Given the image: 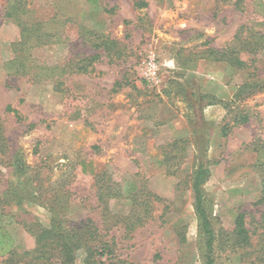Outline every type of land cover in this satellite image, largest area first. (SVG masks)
I'll use <instances>...</instances> for the list:
<instances>
[{"label":"rangeland","instance_id":"rangeland-1","mask_svg":"<svg viewBox=\"0 0 264 264\" xmlns=\"http://www.w3.org/2000/svg\"><path fill=\"white\" fill-rule=\"evenodd\" d=\"M23 27L46 32L44 43L29 53L57 67L53 75L64 73L72 54L82 59L102 52L94 47L103 40L114 55L102 54L84 72L71 73L69 67L61 86L66 91L23 76L10 87L4 64L14 57L11 44ZM240 27L264 43V0H0L5 155L21 157L31 187H37L33 199L5 192L20 189L23 176L0 162V213H9L0 215V225L15 252L33 248L23 223L45 225L53 201L64 219L94 221L113 247L115 264H203L205 235L189 178L195 145L206 138L209 176L202 189L215 234V264H245L231 231L237 214L245 212L254 241L264 245L256 156L244 149L256 136L264 138V91L246 96V89L236 101L234 94L246 82L264 83V49L240 53L243 60L255 59L248 61L249 70L201 54L228 47ZM200 95L216 100H199ZM235 107L248 110L250 119L224 137L220 127ZM143 186L161 200H152L144 224L129 229L130 201L107 191L125 195ZM83 255L78 252L79 264Z\"/></svg>","mask_w":264,"mask_h":264},{"label":"trees","instance_id":"trees-1","mask_svg":"<svg viewBox=\"0 0 264 264\" xmlns=\"http://www.w3.org/2000/svg\"><path fill=\"white\" fill-rule=\"evenodd\" d=\"M10 15V13H7ZM34 28L30 29L33 30ZM242 27L237 30L234 35V41L225 49L207 48L202 50L201 54L206 53L207 56H211V60L224 61L234 69L242 70L248 69L250 64L247 60L240 58V53L245 52L248 55L260 53L264 49V43L261 40L250 33H242ZM19 40L11 44L14 47V57L6 62L4 65L7 70V76L10 77V81L7 82V86H12L18 76L27 77V79L33 83L50 82L54 90L62 92L67 89L61 87L65 81L66 76L64 73L69 67H71V73L84 72L88 66H91L94 61H97L102 54L107 56H113L110 47L105 45L104 40L100 43V46L94 47L102 48V52H94L86 57L82 58L87 61V65H84L82 59H79V54H72L63 63L64 73L53 75V70L57 67H49L43 64L41 60L32 56L29 51L38 45L43 44V40L46 38V32H40L36 29L35 33H31L26 28H21ZM201 55V57H203ZM205 55V56H206ZM255 60V59H254ZM252 59L251 62H254ZM248 73L253 74L252 71ZM119 81L113 84L112 90H118ZM249 90L246 96H250L255 90L264 91V83H249L246 82L239 87V90L234 94L235 101L244 93V90ZM246 90V91H247ZM213 97L209 95H200L199 100ZM221 102V101H217ZM231 102V101H230ZM207 104H212L208 102ZM229 105V102H225ZM14 112L17 119H20L18 112L14 109H10ZM223 121L220 127L221 134L227 136L233 127L240 126L246 123L250 119V113L243 108L235 107L229 110L228 118ZM223 119V120H224ZM34 124H30L33 126ZM4 136V129L2 120L0 117V162L9 163L13 168V173L23 176L20 189L6 188L4 191L11 193L16 198L23 197L26 194L28 199H33V191L36 192V186L31 187V175L25 173L24 161L17 154L6 153ZM182 140H173L171 145H176ZM208 139H199L195 145L196 154L193 158V170L190 175L189 181L191 190L193 193V205L195 211L200 220L201 231L205 235V253L203 264H215L214 257V240L215 234L211 228V223L208 218L203 197L202 182L209 176V170L204 165L203 157L206 153V146ZM245 150H251L255 153L256 159L253 167L259 178L260 185V197L257 202H264V138L256 136L251 142L244 144ZM167 154V153H166ZM164 156V155H163ZM164 156V160H165ZM172 158H176L173 156ZM173 173V171H172ZM23 190V191H21ZM112 193L107 191V196L111 195L113 198H126L130 201V212L127 216L129 229L135 226L142 225L146 222L147 218L151 216L152 200H161L157 195L149 193L143 186L136 191H129L123 195L121 191ZM105 195V194H104ZM106 196V195H105ZM99 200L103 199V195L100 194ZM17 200V199H16ZM104 201H102L103 203ZM2 209V208H0ZM48 209L51 212L48 222L43 225L37 221L24 222L23 225L34 238V246L29 250H25L22 253H17L12 247V237L6 231V229L0 225V256L3 257L0 261L2 264H14L17 261L26 259L27 264H79L77 262L78 252L84 253L80 264H115L113 262L114 255L113 247L106 241L103 236L98 232L97 226L91 218L80 219L78 221H69L64 219V215H59L58 210L53 201L48 204ZM9 214L3 213L1 210L0 215ZM245 212L237 214L234 226L231 231L232 246L240 252V258L245 264H264V245L259 241H254L253 231L246 227ZM126 228L127 225H126ZM183 240V237H182ZM121 262L118 260V263Z\"/></svg>","mask_w":264,"mask_h":264}]
</instances>
